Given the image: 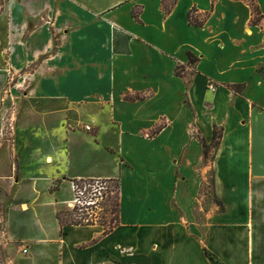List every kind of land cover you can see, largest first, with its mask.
I'll use <instances>...</instances> for the list:
<instances>
[{
    "label": "crops",
    "instance_id": "obj_1",
    "mask_svg": "<svg viewBox=\"0 0 264 264\" xmlns=\"http://www.w3.org/2000/svg\"><path fill=\"white\" fill-rule=\"evenodd\" d=\"M255 4L258 25L248 0H0V249L55 244L58 264H264V0ZM73 180H118L109 234L61 229L59 194ZM45 209L56 237L39 221ZM14 213L33 215L40 233H12Z\"/></svg>",
    "mask_w": 264,
    "mask_h": 264
},
{
    "label": "rangeland",
    "instance_id": "obj_2",
    "mask_svg": "<svg viewBox=\"0 0 264 264\" xmlns=\"http://www.w3.org/2000/svg\"><path fill=\"white\" fill-rule=\"evenodd\" d=\"M4 132H8V127H4ZM11 129V128H9ZM8 130V131H7ZM11 132V131H10ZM10 138V137H9ZM213 149L211 147L207 160L210 161L213 155ZM30 172H34V169H29ZM212 171L209 169L205 175V187L203 188V195L206 196L203 204H212L213 196L211 190V181H212ZM31 184L25 182L21 187H18L20 197H28L32 194ZM105 190L102 191V199L99 202L98 209L90 217L86 216L89 220V224H98L108 226L110 222L115 217V213L112 211V205L114 203L113 193L110 194V203H107L108 194L107 188L112 192H115L113 182H106L104 186ZM41 188V186H39ZM114 189V190H113ZM61 198H64L65 203L62 205L60 210V217L63 223H73L71 220L75 219L78 216L72 214L71 210L67 207L66 202L71 199L70 188L64 186L59 194ZM46 201V195L44 194L41 198V201L38 204H41ZM113 202V203H112ZM105 205V206H103ZM112 211V213H111ZM51 213L47 209L40 211L39 221L44 226L46 232L51 237H56V224L54 218L51 217ZM199 219H202L199 216ZM8 222L11 227L12 233L18 237L25 236H37L40 233L39 224L36 218L31 215L30 217L25 214H12L8 217ZM3 227V224H0V229ZM26 246L27 252L23 253L21 247ZM1 248V247H0ZM59 251L55 244H39L32 242H14L9 243L4 249H0V264H58Z\"/></svg>",
    "mask_w": 264,
    "mask_h": 264
},
{
    "label": "trees",
    "instance_id": "obj_3",
    "mask_svg": "<svg viewBox=\"0 0 264 264\" xmlns=\"http://www.w3.org/2000/svg\"><path fill=\"white\" fill-rule=\"evenodd\" d=\"M214 1V0H213ZM248 3L251 7V10H252V19H251V25H258L261 20H262V16H260L259 14V9L258 7L256 6L255 4V0H248ZM165 12L167 13L168 12V9L165 8ZM193 13L194 11H191L188 13V21H189V24L192 25V26H195V27H201L202 26V22L200 21H197L194 17H193ZM135 19H137V16L135 15L134 16ZM116 32L114 33V38H115V41H116ZM128 39H126L127 41ZM127 51L124 50V53H126ZM188 58H189V62L192 64L195 62V59L193 58L192 55H188ZM179 68L176 69V75H180L179 74ZM144 97H141V96H135V97H129L127 96L126 97V100L127 101H137V100H143ZM221 139V130H218L216 128L213 129V136H212V141H211V144L210 145H207L205 144L204 141H201L202 143V148H203V157H204V160L206 161L207 160V157H208V154H209V151L212 147V149L214 150L215 148H217L218 144H219V140ZM105 182H113L114 184V189H115V192H112L111 190H109V188H107V194H108V200H107V203H110V194L113 193L114 195V198H113V205H112V211L113 213H115V217L114 219L112 220V222L109 223L108 226H105V225H101L103 227V235H107L109 234L111 231H113V229L118 225V213H119V199H118V191H119V183H118V180H108V181H105ZM113 189V190H114ZM220 208V211H223V207L220 203L216 202ZM105 206V205H103ZM111 211V213H112ZM72 214H74L75 216H78V213L74 212V211H71ZM60 213V212H59ZM57 213L56 215V219L57 221L59 222L60 226H61V229L66 227V226H86V225H93V224H83L75 219L71 220V222L73 223H63L61 221V217H60V214ZM61 235H62V230H61ZM57 246V245H56ZM58 261H59V257H58ZM58 263V262H57Z\"/></svg>",
    "mask_w": 264,
    "mask_h": 264
},
{
    "label": "built area",
    "instance_id": "obj_4",
    "mask_svg": "<svg viewBox=\"0 0 264 264\" xmlns=\"http://www.w3.org/2000/svg\"><path fill=\"white\" fill-rule=\"evenodd\" d=\"M85 130L89 131L90 128L86 127ZM105 185L106 182L100 180H73L70 182L71 199L66 202V205L71 211L78 213L77 221L83 224L89 222L86 216L90 217L98 209ZM21 251L26 253V247L22 246Z\"/></svg>",
    "mask_w": 264,
    "mask_h": 264
}]
</instances>
